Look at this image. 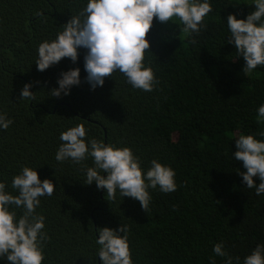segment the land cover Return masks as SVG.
<instances>
[{
	"label": "trees",
	"instance_id": "trees-1",
	"mask_svg": "<svg viewBox=\"0 0 264 264\" xmlns=\"http://www.w3.org/2000/svg\"><path fill=\"white\" fill-rule=\"evenodd\" d=\"M83 3L0 0V112L13 120L0 130V181L10 185L28 165L39 167L41 180L53 182V195L41 197L36 209L46 218L49 237L44 264H101L95 228L121 224L129 226L135 264H211L212 246L220 241L233 264L236 257L242 264L264 243V195L242 182L238 171L246 170L232 152L240 134L264 133V122L256 120L264 103V66L243 73L245 61L227 43L223 19L230 13L246 17L251 0H210L205 27L193 36L154 17L146 34L154 55L145 53L159 81L152 92L133 89L119 72L92 89L84 48L75 63L62 58L37 70L39 42L53 39ZM74 68L80 69V84L68 95L51 96L61 72ZM25 83L32 85L33 99L21 100ZM80 123L91 137L130 147L145 168L152 159L171 165L176 191L149 189L145 210L131 197L117 192L110 199L95 182L84 184L90 159L81 164L54 159L61 131ZM215 264L223 258L215 257Z\"/></svg>",
	"mask_w": 264,
	"mask_h": 264
},
{
	"label": "clouds",
	"instance_id": "clouds-1",
	"mask_svg": "<svg viewBox=\"0 0 264 264\" xmlns=\"http://www.w3.org/2000/svg\"><path fill=\"white\" fill-rule=\"evenodd\" d=\"M210 12V0H84L80 11L71 15L53 39L39 42L34 63L40 72L62 58L75 63L78 49L84 48L86 80L92 89L103 86L106 76L119 72L133 89L152 92L159 81L153 67L145 61V53L151 52L146 34L154 17L160 23L172 21L184 34L193 36L205 27L204 18ZM223 20L229 32L227 43L233 44L237 56L245 61L243 73L264 66V0H251V10L244 18L230 13ZM57 84L58 88L52 89L50 95H68L72 86L80 84V69L61 72ZM31 87L30 83L23 85L21 100L34 98L29 91ZM256 120L264 122V103L256 109ZM12 123L7 113L0 112V130L8 129ZM261 136L264 133L240 134L232 152L234 160L242 162L246 170L238 171L242 182L248 189H254L258 197L264 195ZM59 141L54 159L75 164L90 159L83 183L95 182L97 189H105L110 199H115L119 192L121 197L138 200L146 210L151 201L149 189L166 194L177 189L176 172L171 165L152 159L145 168L130 147L89 136L83 123L61 131ZM38 168L25 165L13 175L10 185L0 181V260L6 259L9 264H44L49 237L46 218L36 209L41 205V197L53 195L55 186L50 179L39 178ZM254 178H258V184ZM129 234L126 224L116 229L95 228V257H99L101 264H135ZM212 253L211 264H215V257L223 258V264H233L223 241L212 246ZM235 260L239 264L240 258ZM242 264H264V243L257 244L244 256Z\"/></svg>",
	"mask_w": 264,
	"mask_h": 264
}]
</instances>
